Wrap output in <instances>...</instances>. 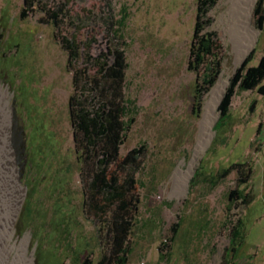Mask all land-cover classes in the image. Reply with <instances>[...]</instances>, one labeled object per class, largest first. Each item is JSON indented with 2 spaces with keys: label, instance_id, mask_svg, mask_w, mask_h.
I'll list each match as a JSON object with an SVG mask.
<instances>
[{
  "label": "rangeland",
  "instance_id": "1",
  "mask_svg": "<svg viewBox=\"0 0 264 264\" xmlns=\"http://www.w3.org/2000/svg\"><path fill=\"white\" fill-rule=\"evenodd\" d=\"M48 1L64 5L69 16L82 17L69 24L82 28L81 39L90 38L93 47L105 44L103 0ZM114 4L118 14L122 7L129 14L124 29L126 93L138 106L121 154L141 144L147 148L137 175L140 203L129 264H264V94L239 90L226 124L214 130L236 68L253 51L250 66L264 54V16L257 26L253 6L254 41L237 62L231 39L234 0H219L209 13L210 29L217 32L225 55L218 81L224 75L228 83L216 96L209 140L194 162L205 105L218 82L197 110L196 74L188 69L197 0ZM23 6L24 0H0V88L8 99V107L0 103V132L3 115L9 112L15 173L6 203L15 229L11 242L19 245L27 239L25 253L31 264H96L102 245L83 204L69 112L73 87L67 53L55 38L54 26L40 22L41 12L20 17ZM19 137L25 145L20 159L15 145ZM5 154L0 137V166L6 163ZM237 162L249 163L254 171L250 182L241 186L252 193V200L243 209L242 238L233 255L227 250L230 219L235 220L239 210L232 207L230 193L240 187L238 174L220 179L217 173ZM167 251L168 261L162 258Z\"/></svg>",
  "mask_w": 264,
  "mask_h": 264
},
{
  "label": "trees",
  "instance_id": "2",
  "mask_svg": "<svg viewBox=\"0 0 264 264\" xmlns=\"http://www.w3.org/2000/svg\"><path fill=\"white\" fill-rule=\"evenodd\" d=\"M218 1L197 0V19L188 62V69L196 74L194 99L197 110H201L204 95L218 81L225 62L218 34L210 29L212 18L209 13ZM31 12H41L40 22L54 26L55 38L67 53L73 87L69 112L85 196L83 204L88 218L98 227L102 245V254L96 264H129L133 252L131 235L140 203L137 175L147 148L141 144L125 155L121 154V147L135 123L138 110L136 101L126 93L129 63L124 29L128 11L122 7L118 14L114 0H103L101 26L105 44L99 47H93L90 38H80L81 27L69 26L71 22L82 21V17L69 16L64 5H53L48 0H24L20 17L26 19ZM254 16L258 26L264 16V0L257 1ZM252 54L230 78L219 104L220 115L215 131L226 124L239 90H258L264 94V54L257 65L250 66ZM253 171L249 163L237 162L217 173L220 179L233 172L238 174L240 187L230 193L232 207L239 210L235 213V220L230 219L227 250L233 255L237 252V242L242 238L243 209L252 200V193L241 186L250 182ZM176 226L178 223L173 227L174 232ZM168 252L162 255L166 261L169 260ZM84 264L93 263L86 260Z\"/></svg>",
  "mask_w": 264,
  "mask_h": 264
},
{
  "label": "bare ground",
  "instance_id": "3",
  "mask_svg": "<svg viewBox=\"0 0 264 264\" xmlns=\"http://www.w3.org/2000/svg\"><path fill=\"white\" fill-rule=\"evenodd\" d=\"M255 1L256 0H234L235 5L233 7L231 17V39L233 41V49L237 62L241 61L245 57L254 41L255 32L253 31L254 27L252 25V11L253 6H255ZM227 83L228 78H224V75H222L220 80L212 89L207 100L194 162L196 161L200 152L205 148L207 141L209 140L208 134L211 133V124H209V118L217 106V101L215 100L217 94L223 92ZM0 103H4L5 106L8 107L7 95L1 90V88ZM3 116L4 119L1 123L0 137L2 140V145L6 151L4 157L6 163L0 166V264H31L25 253L27 239H22L19 245L17 244L18 242H11V240L14 239L15 229L13 227L12 216L10 212V209L12 208L9 207V210H6V203L11 195L10 189L11 184L13 183V177H15V173L12 169V159L9 150L10 141L8 139L11 117L9 112H6ZM178 172L181 174L182 169L179 168ZM176 174L178 175V173ZM14 250H16V254L11 257V253Z\"/></svg>",
  "mask_w": 264,
  "mask_h": 264
},
{
  "label": "water",
  "instance_id": "4",
  "mask_svg": "<svg viewBox=\"0 0 264 264\" xmlns=\"http://www.w3.org/2000/svg\"><path fill=\"white\" fill-rule=\"evenodd\" d=\"M15 145H16V147L18 149V154H19V159H20L21 157H23L20 154L24 153V151H25V145H24L23 141L20 139V137L18 138V141L15 142ZM19 147H20V149H19ZM24 163L25 162L21 163L22 168L24 166Z\"/></svg>",
  "mask_w": 264,
  "mask_h": 264
}]
</instances>
